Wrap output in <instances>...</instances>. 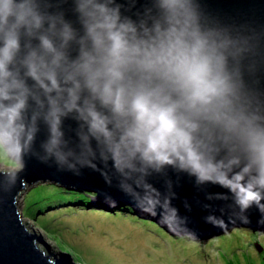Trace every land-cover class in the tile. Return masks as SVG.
Wrapping results in <instances>:
<instances>
[{
	"label": "clouds",
	"instance_id": "clouds-1",
	"mask_svg": "<svg viewBox=\"0 0 264 264\" xmlns=\"http://www.w3.org/2000/svg\"><path fill=\"white\" fill-rule=\"evenodd\" d=\"M67 3L0 0V186H14L27 155L74 174L99 158L170 226L187 218L171 206L168 169L228 189L243 222L253 205L264 213V27L201 0H71L74 20Z\"/></svg>",
	"mask_w": 264,
	"mask_h": 264
},
{
	"label": "water",
	"instance_id": "water-1",
	"mask_svg": "<svg viewBox=\"0 0 264 264\" xmlns=\"http://www.w3.org/2000/svg\"><path fill=\"white\" fill-rule=\"evenodd\" d=\"M118 2L124 3V0ZM143 3L144 0H138L137 7ZM201 4L208 12L226 22L252 23L264 27V0H201ZM64 8L67 18L74 20L71 0L64 5ZM64 123L66 127L69 125L75 127V123L71 120H65ZM45 134L41 125V132L37 137V150ZM93 162L96 164L95 170L85 166L80 168L79 174H74L72 171L58 168L51 161L45 163L32 155L24 157V166L19 170L14 186L10 188L0 186V264H79L73 261L69 253L52 249L42 235L28 232L22 223L16 207L17 199L27 188L45 182L67 189L93 192L95 193L93 196L87 194L90 202L102 210L110 211V205L117 206L115 204L130 206L134 214L150 217L167 234L183 236L197 242L206 241L233 229L264 234V213H261L256 206L253 205L244 213L247 222H243L233 215L228 189L213 183L197 186L194 178L168 169V177L173 181L172 191L175 193L171 206L178 210L179 218H187L186 225L174 223L170 226L164 222L166 215L164 209L157 206L155 215L144 211L140 199L134 198L120 188L121 178L112 170L110 163L106 167L99 158ZM5 172L0 170V175ZM104 172L108 173L111 183L105 180L102 174ZM165 179L159 175H152L147 181L161 193H166ZM217 194L228 195L229 199H207L209 195ZM186 204L188 207L185 206ZM204 205L209 207L205 208ZM210 214L222 218L226 227H218L206 222L205 217ZM39 243L44 246V250L39 248ZM255 248L258 252L261 250L257 243Z\"/></svg>",
	"mask_w": 264,
	"mask_h": 264
},
{
	"label": "rangeland",
	"instance_id": "rangeland-1",
	"mask_svg": "<svg viewBox=\"0 0 264 264\" xmlns=\"http://www.w3.org/2000/svg\"><path fill=\"white\" fill-rule=\"evenodd\" d=\"M0 170H8V162H0ZM44 185L50 182L41 183ZM25 190L17 199L16 207L21 215L22 223L28 232L43 236L52 249L69 253L73 261L82 264H264V234L248 233L235 238L217 236L204 242L188 239L183 236L170 235L163 239L144 221H154L150 217H140L130 206L115 204L111 210H102L92 205L89 200L84 206L72 202L53 205L42 213L30 218L22 214ZM92 193V192H91ZM93 194V193H92ZM52 204V203H51ZM125 208H129V211ZM118 210H124L123 217ZM41 216V217H39ZM48 221L43 228L38 223L42 217ZM138 221V222H137ZM140 222V223H139ZM46 225H44L45 227ZM51 230V233L48 231ZM256 234V235H255ZM186 238V237H184ZM194 242V243H192ZM207 242L210 245L207 247ZM261 246L256 252L255 244ZM39 248L44 246L39 243ZM209 251L208 256L201 259L200 248ZM190 248L191 251L183 249ZM198 252L199 254H197ZM197 255H196V254Z\"/></svg>",
	"mask_w": 264,
	"mask_h": 264
},
{
	"label": "trees",
	"instance_id": "trees-1",
	"mask_svg": "<svg viewBox=\"0 0 264 264\" xmlns=\"http://www.w3.org/2000/svg\"><path fill=\"white\" fill-rule=\"evenodd\" d=\"M87 194L91 195L92 193L86 192V191H74L71 189L60 187L57 184H51V183L47 184V185H44V184L33 185L30 187V190L27 193H25V195H24V198H25L24 203L25 204H24V208L22 210V214L32 218L37 213H42L47 208H49L53 205H59V204L61 205V204H65V202L67 203V202H72V201L76 205L84 206V203L87 200H89V197ZM125 209H127L129 211V208H125ZM120 211L125 213L124 210H118L116 214H118V212H120ZM121 212L118 215L123 217L124 214ZM39 217H41V216H39ZM44 218H45V216L42 217V219H39L41 221L38 223V225L40 224L41 226H43V228H49V227H47L48 221L45 220ZM144 223H147L148 225H150L153 228V230L160 235V237H163V239H165V240H169V237L165 235V232L163 231V229L160 228L157 224L150 222V221H146V220L144 221ZM44 225H46V226L44 227ZM243 231H245V233L246 232L251 233V232L246 231V230H243ZM243 231H240V229H238V231H234L235 233H233V234H234V236L236 235L235 238L238 239L239 236H242L244 234ZM231 232H227L225 234H220L218 236L224 237L228 233L231 234ZM48 233H51V230L48 231ZM229 234L226 236H229ZM216 237L217 236H215L213 238H216ZM222 237H219V238H222ZM213 238H211V239H213ZM219 238H216V239H219ZM181 240L186 241L187 238L182 237ZM192 243H194V242H192ZM208 244L209 243L207 242V245H206L207 247L210 246ZM205 247L202 246L200 248L201 259H204L203 257L208 256L210 253L209 251L204 250ZM183 250L191 251L190 248H186ZM254 250L257 252L256 249H254ZM196 253L199 254L198 252H196ZM75 261L79 262L78 260H75ZM80 264H82V263H80Z\"/></svg>",
	"mask_w": 264,
	"mask_h": 264
},
{
	"label": "bare ground",
	"instance_id": "bare-ground-1",
	"mask_svg": "<svg viewBox=\"0 0 264 264\" xmlns=\"http://www.w3.org/2000/svg\"><path fill=\"white\" fill-rule=\"evenodd\" d=\"M119 205H122V204H119ZM119 205H117V206H119ZM110 207H111V205H110ZM112 207H113V205H112ZM123 207V206H122ZM134 211V210H133Z\"/></svg>",
	"mask_w": 264,
	"mask_h": 264
}]
</instances>
